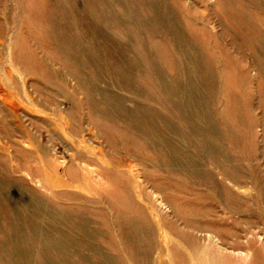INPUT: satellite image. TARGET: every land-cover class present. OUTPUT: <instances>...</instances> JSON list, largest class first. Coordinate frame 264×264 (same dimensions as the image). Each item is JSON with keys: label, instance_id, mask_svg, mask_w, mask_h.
<instances>
[{"label": "rangeland", "instance_id": "rangeland-1", "mask_svg": "<svg viewBox=\"0 0 264 264\" xmlns=\"http://www.w3.org/2000/svg\"><path fill=\"white\" fill-rule=\"evenodd\" d=\"M0 264H264V0H0Z\"/></svg>", "mask_w": 264, "mask_h": 264}]
</instances>
